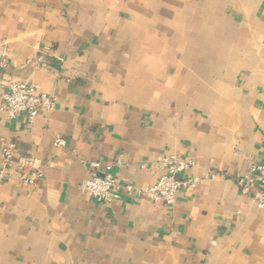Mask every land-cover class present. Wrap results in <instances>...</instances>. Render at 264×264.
<instances>
[{
  "label": "crops",
  "instance_id": "1",
  "mask_svg": "<svg viewBox=\"0 0 264 264\" xmlns=\"http://www.w3.org/2000/svg\"><path fill=\"white\" fill-rule=\"evenodd\" d=\"M0 47V96L55 99L32 124L0 112L9 171L45 172L0 184V264H264L257 190L237 187L264 160V0H0ZM161 156L191 159L196 187L172 205L123 189L154 183ZM95 162L109 204L78 189Z\"/></svg>",
  "mask_w": 264,
  "mask_h": 264
},
{
  "label": "built area",
  "instance_id": "2",
  "mask_svg": "<svg viewBox=\"0 0 264 264\" xmlns=\"http://www.w3.org/2000/svg\"><path fill=\"white\" fill-rule=\"evenodd\" d=\"M9 68L5 51L0 47V69ZM0 112L6 119H15L24 115L26 122L32 124L41 110H51L55 107V99L37 90L34 84L13 82L8 90L0 96ZM54 148L65 146V140L55 137L52 141ZM14 145H7L0 153V184L17 181L26 185H34L44 177V167L32 164L27 174L15 175L9 171L14 164ZM93 170L89 178L82 181L78 189L88 199L97 204H109L116 197L119 185L112 175L111 164L90 163ZM194 166L191 159L161 156L153 167L161 171V175L151 185L136 190L132 185H125L123 189L134 193L137 198H144L152 204L172 205L180 187L194 189L199 183L197 177L181 178V174ZM98 173H101L99 175ZM237 187L242 195H250L256 188L254 195L256 207L264 210V160L258 164H251L247 172L237 180Z\"/></svg>",
  "mask_w": 264,
  "mask_h": 264
}]
</instances>
